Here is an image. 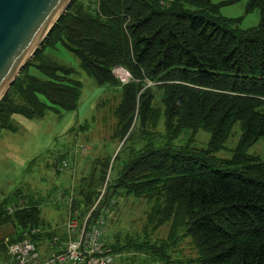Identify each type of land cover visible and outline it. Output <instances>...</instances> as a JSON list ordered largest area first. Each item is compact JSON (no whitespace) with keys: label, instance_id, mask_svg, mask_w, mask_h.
Wrapping results in <instances>:
<instances>
[{"label":"trees","instance_id":"1","mask_svg":"<svg viewBox=\"0 0 264 264\" xmlns=\"http://www.w3.org/2000/svg\"><path fill=\"white\" fill-rule=\"evenodd\" d=\"M222 6L212 0L165 6L159 0H102L99 15L90 12L88 0L83 14L71 5L0 100V133L16 130L14 114L43 117L48 105L42 98L51 107H77L81 83L46 49L65 47L99 85L114 84L111 69L123 66L133 80L115 108L118 130L122 136L130 130L126 140L138 130L145 142L128 148L122 166L131 163L117 170L114 186L143 197L162 184L164 219L184 216L200 264H264V160L247 154L264 135V0L249 1L247 10L259 8L260 23L248 29L237 27L240 19L223 17ZM158 120L164 123L163 143L152 141ZM235 123L241 136L233 155L215 156ZM200 128L211 134L206 148L171 145L184 129ZM82 195L87 209L94 193L86 189ZM14 222L22 230L42 223L39 211L26 206ZM28 234L39 240L40 234ZM170 240H160L161 249L139 248L161 261Z\"/></svg>","mask_w":264,"mask_h":264},{"label":"rangeland","instance_id":"2","mask_svg":"<svg viewBox=\"0 0 264 264\" xmlns=\"http://www.w3.org/2000/svg\"><path fill=\"white\" fill-rule=\"evenodd\" d=\"M249 1L229 3V0H212L214 4H223L220 9L223 17L240 19L237 25L240 29L256 27L260 23L259 8L254 7L248 11ZM73 4L83 14L87 0H72L69 8ZM45 53L57 65L74 68V77L82 83L81 93L74 110L51 107L42 98L48 105L42 118L14 114L12 123L18 130H5L1 133L0 250L7 242L19 239L23 232L28 231H21L14 222L15 213L22 208L18 207L20 203L39 211L42 223L34 228V234H40L37 238L47 235L46 230L61 236L68 217L66 196L74 198L72 210L80 208L85 211L82 208L85 200L82 192L88 189L94 193L92 203L100 199L101 205L112 207L106 242L120 255L116 264H200L201 256L192 237L187 234V220L184 216L175 219L172 215L164 219L168 214V201L162 184L156 183L144 198L125 193L114 186L115 181H118L117 170L121 171L126 164L131 163V159H128L122 166L129 155L128 148L145 142L136 129L129 140H126L129 133L126 136L119 133L115 107L121 103L123 86L126 85H122L114 74V84H106V87L99 85L81 68L78 58L60 44L46 49ZM32 73H36L34 69ZM151 93L155 95V106L161 108L159 91L153 89ZM133 124L136 128L139 126L136 121ZM148 129L152 130L150 127ZM154 131L152 141L163 143L165 129L160 120ZM240 136L241 126L235 123L223 147L214 153L215 156L231 157L239 144ZM210 138L211 134L202 128L194 133L184 129L179 137L172 140L171 145L206 148ZM247 154L264 160V135L247 149ZM114 155L115 170L111 169L110 163L106 173H101L109 158ZM63 161L68 165L60 169ZM12 203L18 208L10 212L8 207ZM168 239H171L168 254L165 259L159 258L161 261L155 260L139 248L153 244L161 249L159 241Z\"/></svg>","mask_w":264,"mask_h":264},{"label":"water","instance_id":"3","mask_svg":"<svg viewBox=\"0 0 264 264\" xmlns=\"http://www.w3.org/2000/svg\"><path fill=\"white\" fill-rule=\"evenodd\" d=\"M71 0H0V100Z\"/></svg>","mask_w":264,"mask_h":264},{"label":"built area","instance_id":"4","mask_svg":"<svg viewBox=\"0 0 264 264\" xmlns=\"http://www.w3.org/2000/svg\"><path fill=\"white\" fill-rule=\"evenodd\" d=\"M103 225L104 218L101 215L93 224L86 225L84 222L79 229L76 222L71 221L68 228L75 238L43 264H112L113 256L104 249L102 243ZM33 250L34 246L28 241L13 245L10 252L14 262L7 264H41L33 259Z\"/></svg>","mask_w":264,"mask_h":264}]
</instances>
